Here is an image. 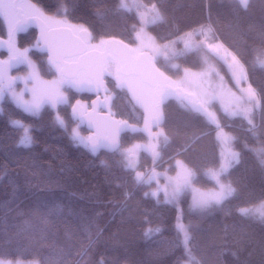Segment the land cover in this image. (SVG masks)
Returning a JSON list of instances; mask_svg holds the SVG:
<instances>
[{"label":"trees","instance_id":"obj_1","mask_svg":"<svg viewBox=\"0 0 264 264\" xmlns=\"http://www.w3.org/2000/svg\"><path fill=\"white\" fill-rule=\"evenodd\" d=\"M30 1L55 19L87 27L92 41L117 37L131 45L135 42L132 26L140 20L134 10L120 9L119 0ZM141 1L156 4L164 17L146 25L158 41L172 40L195 28H210L209 42L217 41L232 52L243 65L248 83L264 95V68L256 63L259 49L264 47V0H250L247 10L233 0ZM0 36H6L1 16ZM16 44L29 48L28 54L43 76L54 75L47 52L33 47V27L17 33ZM0 56L4 57L3 52ZM154 61L174 77L184 67L202 65L199 48ZM174 61L177 67H172ZM25 70L22 65L15 71ZM105 79L113 115L131 125H143V108L129 91L118 86L111 75ZM66 91L68 103L57 107L64 127L54 122L51 107L44 106L38 115H31L17 108L8 96L0 101V259H33L39 264H189L177 229L179 208V222L187 226L190 235L188 247L201 264H264V223L237 211L264 200V166L260 164L264 152L259 151L264 148V102L255 110L257 127L251 130L242 116L230 117L217 108L219 120L212 122L168 96L158 105L164 117L160 128L169 142L160 141L155 159L140 150L133 169L125 167L121 148L148 140V132H125L118 151L93 154L69 135L78 122L70 114L71 103L88 101L93 93ZM11 118L31 125L30 147L19 146L21 128L12 126ZM151 131L156 132L153 127ZM221 131L232 138L227 145L240 154V163L225 175L237 192L221 206L191 208L187 193L178 205L166 204L149 193L147 184L135 180L136 172L145 169L167 165L171 170L173 159L179 157L196 172L197 185L213 186L205 169L212 167L213 161L219 166L222 142L217 134ZM157 228L160 231H155Z\"/></svg>","mask_w":264,"mask_h":264},{"label":"snow or ice","instance_id":"obj_2","mask_svg":"<svg viewBox=\"0 0 264 264\" xmlns=\"http://www.w3.org/2000/svg\"><path fill=\"white\" fill-rule=\"evenodd\" d=\"M233 3L239 4L240 8L247 10L250 0H233ZM132 7L136 8H146L147 11L138 12L140 20V28L137 30L136 26L133 25V31L135 32V39L138 41L139 46L152 48L156 54H163L166 58L177 57L182 53L192 51L198 48V44L195 43L194 37L197 36H207V33L211 29L201 28L199 31L193 30L184 36L178 37V39L183 43V49L178 50L175 47L176 41H172L170 45H166V51L161 49L160 46L155 44L154 37L148 34L145 30V25L147 23L155 24L157 21L164 20L163 15L157 8L156 4L142 5L138 3L129 4L126 0H120L119 8L130 11ZM27 8L29 11L21 13L19 9ZM151 16V20L147 19ZM0 16H2L8 24V40L0 41V45H6L8 52V59L0 60V99H3L4 94L8 93L12 101L17 108L22 109L24 113L31 115H38L41 108L47 104L52 109H56L57 105L68 103V98L63 89L65 88H76V89H87L89 91L96 90L99 92L104 88V77L112 75V63L109 54L101 51V46L109 41L122 42L119 39L112 37L109 40H101L99 44L93 45L90 43L93 39V35L89 32V29L81 25L79 29H74V31H79L83 33V44L84 47L79 45L68 46L60 38L59 26L64 25L68 28H72L71 25H67L66 21L53 19L51 16L45 15L44 10L38 7L36 4L29 3L27 5L17 3L16 0H0ZM29 22H36L41 30V37L37 41V47L41 50H45L48 53V65L49 68L54 70L57 78L51 81H46L42 78L40 72L38 71L37 65L30 59L28 55V48L20 49L17 47L15 40V33L22 31L24 26ZM88 49H92L96 55L89 54ZM256 63L259 67L264 68V47L259 49ZM24 64L29 69L28 73L24 77L11 76L6 70L7 68H12L14 65ZM177 67V65H173ZM240 72L243 74V79L245 83L248 84L247 88H241L243 95L237 96L235 107L231 110V115H242L245 120H247L248 125L251 126V130H255L257 125L252 119V113L254 109L261 108L262 102H264V95H262L256 88H254L251 83H248V75L245 73L243 65L240 66ZM20 79L25 84V89H21L19 93L15 91V81ZM29 84L31 85L29 87ZM237 84L239 86V78H237ZM125 84L120 83L123 87ZM27 91L31 99L25 100L23 93ZM168 94H173L169 92ZM166 96L162 94L161 102ZM178 100L190 109L192 112L207 116L216 122L215 114L212 113L210 116L203 110L199 103H193L192 101H187L184 104L186 98L176 96ZM139 102V101H137ZM212 102V97H209L207 103ZM94 105L96 102H93ZM77 105L80 101L76 102ZM2 112V109H0ZM73 114H77L76 106H73ZM82 118V115H81ZM164 117L161 111H157L152 119L146 122L145 131L148 132L151 138L155 135L156 143L149 144L146 146V150L152 152L153 158L159 156L157 148L160 146V140L162 138L163 143L166 145L169 142V136L165 134L163 130L155 134L152 133L151 127L155 125L160 127L163 123ZM54 122L61 127L65 126L64 119L57 113L54 117ZM9 123L17 128L23 129V135L20 137L18 144L23 147H30L33 143V137L29 134V128L31 125H25L21 120L10 119ZM91 126V121H89ZM127 122H120V127L116 129L114 133L106 132L103 135H96L90 137H83L80 135L76 128L72 129L71 140L74 143L83 145L88 148L93 154H95L98 148L104 147L110 150H119L118 134L121 127H126ZM217 127L219 124L217 123ZM135 131V129H133ZM218 139L222 143L227 144V142L232 139L231 137L222 133L217 134ZM140 147V146H137ZM260 152H264V148L259 149ZM122 156L125 161L126 168H135V160L132 158L131 150L126 149ZM240 163V154L233 151L231 148H225L221 153V159L219 162V167H215V162L213 161V166L205 169V173L215 181L214 190L208 192L207 194L199 193V190L194 188V182L196 177V172L188 167L184 162L176 161V175L174 177L165 176L166 183L163 187H158L157 190L153 191L151 195L153 197L157 196L158 191H163L164 193V203L166 204H179L180 197L186 193L188 190L193 192V203L191 207L199 208L201 210H206L212 206H221L229 197L236 194L237 189L233 187L231 181L225 182L223 177L229 173V169L235 164ZM260 164L264 166V158L260 159ZM159 174L153 172V175L149 179L154 178ZM143 179V174L140 172L136 173L135 180L141 182ZM149 195L145 193V196ZM261 205L264 206V200L261 201ZM237 211L242 215H248L249 211L247 208L240 207ZM182 216V209L178 208V232L182 235V243L185 247V253L189 257L190 262L194 261L195 264H201L199 260L192 255L189 249L190 235L187 226L180 223V217ZM259 219L261 223H264V211L259 213ZM155 231H160L159 228ZM151 230H146L145 235H150ZM0 264H13L12 261L0 260ZM15 264H21L19 260L15 261ZM31 264H38V262L33 261Z\"/></svg>","mask_w":264,"mask_h":264},{"label":"rangeland","instance_id":"obj_3","mask_svg":"<svg viewBox=\"0 0 264 264\" xmlns=\"http://www.w3.org/2000/svg\"><path fill=\"white\" fill-rule=\"evenodd\" d=\"M126 2L129 4L138 3V4H142V5H148V6L151 5V4L150 5L145 4L141 0H126ZM29 3L34 4L32 1H26L24 4L27 5ZM119 4H120V0H119L118 5ZM131 10H134L137 13V16H138V12H140V11L146 12L147 11L146 8H139L138 9L136 7H132ZM27 11H29V9L24 8V12H27ZM45 15L49 16L47 13H45ZM138 18H139V16H138ZM53 19H55V18H53ZM147 19L150 21L151 16L149 15L147 17ZM56 20L65 21L63 19H56ZM66 23H67V25L72 26L73 31H74V29H79V27L81 26V25L69 23L67 21H66ZM6 24H7V21H6ZM146 25H145V30L148 32L149 35L154 37L148 31ZM140 26L141 25L139 23L136 26V29L138 30L140 28ZM7 27H8V24H7ZM200 29L201 28H195L193 30L199 31ZM203 29H205V28H203ZM193 30H188V31L178 35L177 37H175L172 40L160 42L154 37V41H155L156 45L160 46L161 49H164L165 51L167 50L165 47L166 45H170L172 41H176V44H175L176 49L181 50V49H183L184 46H183V43L181 46L178 44V42L180 41L178 39V37L184 36L187 33L192 32ZM205 30H207V29H205ZM74 32L77 33L78 31H74ZM134 35H135V32H134ZM208 36H209V32L207 33L206 37L201 35V36H197V37L193 38L195 43L198 44V48L200 50V59L202 61V65L200 67H197V68L184 67L181 69V71L175 77L168 75V74H166V75L168 77V82L172 86L179 87L183 91H186L187 93H191L192 95H194L195 98L197 99V101H199L202 104L204 111L209 116L212 113H214L215 117H216V121H218L219 117H218L217 108H219V110L226 113L230 117L238 116V115H231L230 112L235 107V104H236L235 100H236L237 96L243 95V93L241 92V88H247L248 84L245 83V81L243 79V74L240 72L241 63L236 58V56L232 52H230L228 49H226L221 43H219L217 41L216 42H209ZM100 41L101 40L91 41L90 43L93 45H96V44H99ZM36 46H37V44L34 45V47H36ZM26 48H28V47H26ZM132 48H133V52L135 54H138L139 52H141L143 50L149 51L151 58L153 60L157 59L159 56L165 57L163 54H156L152 48L139 46L138 41H136V39H135V42L132 44ZM20 49L22 50L24 48H20ZM3 55L5 57H8V52L3 53ZM169 55H171V54H169ZM29 57H30V55H29ZM30 59L34 62V60L31 57H30ZM110 60L112 63V73H113L111 76L114 78L116 84L118 86H120V83L123 82V84H125L123 87H125L129 91L133 100L136 103H138L143 108V111H144V121H145L144 124L141 126L132 125L131 126L132 129H135V130L140 129V130L146 132L144 130L146 127V122H148L149 119H152V117L154 116V114L157 111H161V109L159 107L157 108L156 104L158 103L159 99L161 100L162 94H164L166 97L172 96L175 99H177L176 96L179 95L180 97L186 98L184 101L185 103H187V101H190L189 97L182 95L179 91H173V92H171L173 94H168V92L165 88H163L161 86H158L157 88L152 87V86L146 84L145 82H143L138 75H134V74L123 75V74L119 73L118 62L116 61L115 57H113V56L110 57ZM174 64L176 65L177 62L174 61L172 64V67ZM221 65H223V67L227 71L229 78H230V82L228 81V79L225 75V72L222 69ZM24 66L26 68V70L24 72L14 71L12 73V75L16 76V77L26 76L29 69L27 68L26 65H24ZM38 71H39V68H38ZM41 76L46 81H51V80H54L57 78L55 73L51 77H45L42 74H41ZM237 78H239V86L237 84ZM30 86L31 85L29 84V87ZM21 89H25V84L20 79H17L15 81V91L17 93H19L21 91ZM71 89H74L77 91L92 92L93 93L92 97L96 93H99L101 96L105 97V102H104L102 110L112 112L110 107H109L111 95L109 94L107 87H106L107 91L103 90V92H97L96 90L89 91L87 89H79V90L76 88H71ZM63 90L65 91V94L67 96L66 88ZM5 96H8L11 99V97L8 95V93H5L4 97ZM23 96H24L25 100L31 99V96L27 91H25L23 93ZM209 97H212V102L210 104L207 103V100L209 99ZM1 100L2 99H0V101ZM78 101H80V103L83 105V107L85 109L89 108V101L90 100L87 101V100L78 99ZM137 101H139V102H137ZM44 106L50 107L47 104H45ZM57 107H58V105H57ZM57 107H56V109H53L55 112V115L58 113ZM0 109H1V106H0ZM255 110L256 109L253 110L252 119L255 117ZM239 116H242V115H239ZM11 119H14V118H11ZM25 125H27V124H25ZM80 125L81 124L79 122H76L74 124V126L72 127V129L76 128L79 131L81 136L87 138V136L89 134V130L86 127L81 128ZM152 127H153L154 131H156L155 133L161 131L160 127H156L155 125H152ZM72 129L69 132L70 137H71ZM29 134L31 135L30 128H29ZM22 135H23V129H21V136ZM160 141H162V138ZM156 142H157L156 138L148 137V140H146L144 142L136 141L135 143H132L126 147H122L121 153H123L126 149L131 150L132 158L136 162L135 165H138L139 151L143 150V151L149 153L150 155H152L151 151L146 150V146H148L149 144H154ZM137 146H140V147H137ZM226 147L231 148L233 151L237 152L236 149L232 148L231 146H228L227 144L222 143L221 147H220V157H221V153L225 150ZM157 151H158V148H157ZM260 156H261V158H264L263 155H260ZM177 160L182 161L179 157L174 158L173 159V168L171 170H168L167 165H165L162 169H157V167L156 168L154 167L153 169H148V170L145 169L143 172H140L143 174L142 181L149 186V193H152L153 191L157 190L158 187H163L165 185V183H166L165 176L174 177L176 175V161ZM191 169H193V168H191ZM193 171H194V169H193ZM153 172H155L159 175L155 176L152 179H149V177L153 175ZM205 175L211 179V177L209 175H207L206 173H205ZM223 179L225 180V182H228V180L226 179L225 176L223 177ZM213 182H214V185L209 186V187H202V186L197 185L194 182L193 187L198 189L199 193L207 194L208 192L214 190L215 181L213 180ZM186 193L189 196V203H190V207H191V205L193 203V192L191 190H188ZM157 196H160L161 198H159V197H156V198L164 200L163 191H158ZM261 201L254 203V204L244 206V208L248 209L249 214H252V215L259 218V213L261 211H264V206L261 205ZM191 208H193V207H191ZM0 260H4L6 262L12 261L13 264H15V261H17V260H19L21 262V264H31V262H33V261L38 262L37 260H33V259H29V260L0 259Z\"/></svg>","mask_w":264,"mask_h":264},{"label":"water","instance_id":"obj_4","mask_svg":"<svg viewBox=\"0 0 264 264\" xmlns=\"http://www.w3.org/2000/svg\"><path fill=\"white\" fill-rule=\"evenodd\" d=\"M26 1H30V0H16V2L20 4H24ZM18 11L21 13V15L25 13L24 9H19ZM2 19L6 26V36H0V41H7L8 40V27H7L5 19L3 17ZM29 27H33L36 30V44H37V41L41 37V30L36 22H29L24 26L22 31L16 32L15 40H16L17 33L23 32ZM59 34H60V38L62 39V41L68 46L79 45L80 47H84V44H83L84 37H83L82 32L78 31L77 33H75L72 30V28H68L64 25H61L59 26ZM110 38L112 37L104 38L100 40H109ZM117 39H119L122 42H117L115 40L109 41L106 44L101 46V51L108 53L109 57H112V56L115 57L116 61L118 62L119 73L123 75H129V74L138 75L141 78V80L145 82L146 84L152 87H155V88H157L158 86H161L165 88L168 93L173 92V91H179L182 95L189 97L190 101H192L193 103H199L201 107L203 108L202 104L199 101H197L194 95H192L191 93H187L186 91H183L179 87H174L168 82L167 75L156 65L155 61L151 58L149 51L143 50L139 52L138 54H135L133 52V48L130 43L120 38H117ZM34 48L39 51H45V50H41V48L37 46ZM2 52L3 53L7 52L6 45H0V53ZM88 52L89 54L96 55V53L92 49H88ZM7 59L8 57L0 56V60L6 61ZM22 65L23 64H17V65H14L12 68H7V66L5 67L9 75L13 76L12 73L18 68H20V66ZM104 88H106L105 77H104ZM103 90L104 89L102 88L99 92H103ZM77 101L78 99L74 100L71 103L70 114L74 120H77L81 125H84L89 130V134L87 137L103 135L106 132L114 133L116 129L120 127V122H127V126L121 127L119 134H118V142L120 146L121 135L125 132L133 131V129L131 128L132 125L128 121L114 116L112 112L102 110L104 102H105V97L101 96L99 93H96L90 99L89 108L87 109H85L81 103L77 105L76 104ZM93 102H96L95 105ZM159 102H161L160 99L158 100V103L156 104L157 108L159 107L158 105ZM73 106H76L77 108L76 115L73 114ZM81 115H82V118H81ZM89 121H91V126H90ZM101 150L113 151L108 148L101 147V148H98L97 152Z\"/></svg>","mask_w":264,"mask_h":264},{"label":"flooded vegetation","instance_id":"obj_5","mask_svg":"<svg viewBox=\"0 0 264 264\" xmlns=\"http://www.w3.org/2000/svg\"><path fill=\"white\" fill-rule=\"evenodd\" d=\"M47 61H48V58H47Z\"/></svg>","mask_w":264,"mask_h":264}]
</instances>
